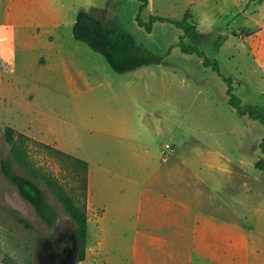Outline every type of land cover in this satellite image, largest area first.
<instances>
[{
    "label": "rangeland",
    "instance_id": "374dc122",
    "mask_svg": "<svg viewBox=\"0 0 264 264\" xmlns=\"http://www.w3.org/2000/svg\"><path fill=\"white\" fill-rule=\"evenodd\" d=\"M56 1L64 7V24L53 33L37 34L28 44L18 38L17 72L0 67V163L12 157L11 144L3 135L10 125L16 130V139L19 132L29 136L25 144L31 166L57 179L79 202H86V255L74 264H125V231L132 222L126 209L119 208L123 197L119 188L125 179L115 177V183L111 173L124 168L127 175V166L134 165L138 177L145 174V165L153 162L158 143L178 146L177 153L183 155L189 153V143L217 147L242 160L246 215L263 228L264 169L259 170L255 163L263 154L264 127L237 113L228 102L227 83L211 67H205L202 58L181 50L182 30L156 21L148 32L136 21L140 0ZM84 8H94L106 21H118L170 64L116 72L103 54L74 37L73 12ZM186 13L202 32L203 49L219 60L225 75H233L234 92L242 98L243 106L263 104L264 0H149L142 19L148 21L153 14L183 18ZM219 36L216 51L214 42ZM184 39L190 41L187 36ZM50 40L53 45H48ZM5 41L0 40L3 52L11 50ZM46 143L89 161L86 199L80 195V176L71 161L51 151ZM147 146L151 155H141L138 150ZM13 165L27 173L15 161ZM170 171L173 173V168ZM39 181L60 213L56 228L23 198L0 164V264H51L48 252L57 239L68 240L69 245L74 242L71 232L76 223L45 179L39 177ZM205 185L199 183L207 201H213V208L208 207L232 216L229 207L216 204L217 195ZM14 211L31 227L20 222Z\"/></svg>",
    "mask_w": 264,
    "mask_h": 264
},
{
    "label": "crops",
    "instance_id": "0c3cea01",
    "mask_svg": "<svg viewBox=\"0 0 264 264\" xmlns=\"http://www.w3.org/2000/svg\"><path fill=\"white\" fill-rule=\"evenodd\" d=\"M63 12L56 0H0V39L11 48L0 50V67L16 73L18 38L28 44L37 34L53 33L64 24ZM186 148L189 153L183 155L177 153L178 146L158 143L145 174L138 177L134 165L127 166V175L124 168L111 173L115 183V177L125 179L119 208L126 209L132 222L125 231V264H264V227L246 215L242 160L217 147L189 143ZM138 152L151 155L152 149ZM199 183H205L217 195L216 204L229 207L232 216L214 211Z\"/></svg>",
    "mask_w": 264,
    "mask_h": 264
},
{
    "label": "trees",
    "instance_id": "16d2710c",
    "mask_svg": "<svg viewBox=\"0 0 264 264\" xmlns=\"http://www.w3.org/2000/svg\"><path fill=\"white\" fill-rule=\"evenodd\" d=\"M139 11L136 15V21L140 26H144L148 32L153 29L156 21L169 22L182 30V35L178 41V46L185 53L196 54L202 58L205 67H211L227 83L226 94L228 102L236 109L240 116L247 115L253 120H258L264 127V103L254 106L244 107L242 98L238 96L233 84V75H225L221 70V65L216 57L209 56L203 49L205 39L198 25L189 18V14L183 18H173L161 14H153L148 21L142 19V12L148 6L149 0H140ZM73 35L77 40L85 42L93 50L103 54L110 66L119 73H126L148 64L163 63L169 65L170 62L163 54L155 52L153 49L140 43L130 30L122 26L116 20H104L95 14L94 8L80 9L77 12L76 20L73 25ZM190 41H185V37ZM220 36L214 42V49L219 50ZM4 138L11 144L12 157L1 160V169L4 175L18 188L19 192L29 203L33 205L37 213L46 221L51 228H56L60 221V213L57 208L48 200L45 189L41 186L39 177L44 178L47 185L56 194L62 202L64 209L71 219L76 223V228L71 232L75 236L77 243L76 261L85 259L86 243L88 237V210L86 202H79L66 187L59 183L57 179L42 174L31 166L28 149L25 141L29 136L19 132L16 139V130L13 126H6L3 132ZM51 151L64 156L71 161L75 169V174L80 176V195L86 199L88 189V177L90 164L87 159L73 156L50 144H45ZM260 148L263 152L255 166L259 170L264 169V135L260 142ZM13 161L18 163L27 171L26 174L17 171ZM15 216L27 227L31 223L23 217L18 211H14Z\"/></svg>",
    "mask_w": 264,
    "mask_h": 264
},
{
    "label": "flooded vegetation",
    "instance_id": "af4514ba",
    "mask_svg": "<svg viewBox=\"0 0 264 264\" xmlns=\"http://www.w3.org/2000/svg\"><path fill=\"white\" fill-rule=\"evenodd\" d=\"M72 240L74 241L72 245H69V241H64L57 239L55 246H52L51 252H48V258L51 264H65L63 259L76 249L77 252V243L75 236L71 235ZM62 241V242H61ZM54 244V243H53Z\"/></svg>",
    "mask_w": 264,
    "mask_h": 264
},
{
    "label": "water",
    "instance_id": "95a60500",
    "mask_svg": "<svg viewBox=\"0 0 264 264\" xmlns=\"http://www.w3.org/2000/svg\"><path fill=\"white\" fill-rule=\"evenodd\" d=\"M65 264H74L76 261V249L73 252H69V254L63 259Z\"/></svg>",
    "mask_w": 264,
    "mask_h": 264
},
{
    "label": "built area",
    "instance_id": "2783aa9c",
    "mask_svg": "<svg viewBox=\"0 0 264 264\" xmlns=\"http://www.w3.org/2000/svg\"><path fill=\"white\" fill-rule=\"evenodd\" d=\"M5 38H1L0 40H4Z\"/></svg>",
    "mask_w": 264,
    "mask_h": 264
},
{
    "label": "clouds",
    "instance_id": "9594fccd",
    "mask_svg": "<svg viewBox=\"0 0 264 264\" xmlns=\"http://www.w3.org/2000/svg\"><path fill=\"white\" fill-rule=\"evenodd\" d=\"M211 25H209V27H210Z\"/></svg>",
    "mask_w": 264,
    "mask_h": 264
}]
</instances>
